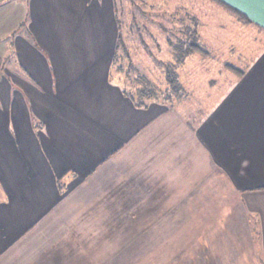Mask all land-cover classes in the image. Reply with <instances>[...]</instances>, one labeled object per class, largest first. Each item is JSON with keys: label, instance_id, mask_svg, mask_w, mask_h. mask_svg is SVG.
Segmentation results:
<instances>
[{"label": "crops", "instance_id": "crops-1", "mask_svg": "<svg viewBox=\"0 0 264 264\" xmlns=\"http://www.w3.org/2000/svg\"><path fill=\"white\" fill-rule=\"evenodd\" d=\"M207 1L228 21L203 22L194 8L178 27L205 44L231 33L247 42H227L242 53L235 57L250 61L193 121L177 105H139L122 86L113 67L122 34L116 0H0V257L25 256L27 230L57 225L67 209L96 208L102 224L143 217L148 225L200 200L204 187L216 193L220 181L225 198L236 194L253 214L264 264V0H222L247 25ZM94 195L95 204L87 201Z\"/></svg>", "mask_w": 264, "mask_h": 264}, {"label": "rangeland", "instance_id": "rangeland-1", "mask_svg": "<svg viewBox=\"0 0 264 264\" xmlns=\"http://www.w3.org/2000/svg\"><path fill=\"white\" fill-rule=\"evenodd\" d=\"M116 5L124 46L120 43L117 48L113 67L117 71L116 67L122 66L121 84L135 100L139 99L143 87H154L159 91L167 88L163 66L155 59L174 62L172 46L187 36L184 34L187 25L179 28L177 21L180 18L185 24L188 19L182 17L185 10L199 9L202 15L196 11L195 14L203 22L211 17L228 21L224 12H215L213 16L207 0L200 3L197 0H116ZM169 13L171 15L167 16ZM132 14L136 16L134 22ZM161 24L168 28V32L161 29ZM223 25L227 27V24ZM208 35L211 36L210 31ZM231 36L233 34L227 32L220 36L218 42L205 40L213 58L191 57L176 67L187 94L176 105L183 108L193 121L202 118L214 105L213 96L219 94L217 86L222 91L231 84L232 72L223 64L226 62L242 69L250 61L242 63L240 57H235L239 51L227 42L241 49H247V42ZM251 41L249 39V43ZM217 184L216 193L204 192V187L200 200L179 209H169L170 220L164 213L148 225L140 224L143 217L137 219L139 224L132 226L127 223L102 224L98 216L100 210L96 208L67 209L59 214L61 219L56 221L57 225H49L51 223L47 221L27 230L20 241L28 245L21 251H25V256L9 252L7 256L0 257V264H263L257 242L253 239V214L241 208L236 194H228L225 198L220 181ZM82 188L76 189L74 200L82 196ZM97 200L94 195L87 201L95 204ZM43 230L47 234L43 232L41 240L38 233ZM39 247L43 249L33 260L31 253Z\"/></svg>", "mask_w": 264, "mask_h": 264}, {"label": "trees", "instance_id": "trees-1", "mask_svg": "<svg viewBox=\"0 0 264 264\" xmlns=\"http://www.w3.org/2000/svg\"><path fill=\"white\" fill-rule=\"evenodd\" d=\"M211 1L219 5L223 9H225L231 15L235 16L242 23L246 24L251 22L242 12H240L238 9L234 8L233 6L227 4L226 2L222 0H211ZM184 32H185L184 34H187L186 39L180 38L178 39V42L173 44L172 46L173 57H174L173 63L162 62L161 60L155 59L159 64L163 66L167 88L163 91H159L157 89H154V87L152 88L143 87L142 90L139 92V96H138L139 105H143L144 100L164 102L170 107H173L174 105L178 104L181 100L187 97V94L185 93L184 88L179 81V75L176 71V67L178 65H181L187 57L193 55L194 53H198L204 58H213L212 52L209 50L208 47L206 48L205 43L200 41L199 38L200 36L197 32H195L193 29L190 30L188 26L184 27ZM120 43L122 44L121 46H124L123 36L121 33L119 34L118 37L117 48L120 47ZM223 66L226 70L231 71L234 74H238V75L243 74L242 70H240L237 67H233L229 63L225 62ZM116 69L119 72L121 71L123 72L122 66H118L116 67ZM157 92L159 95L155 94ZM152 94L155 95L151 96Z\"/></svg>", "mask_w": 264, "mask_h": 264}]
</instances>
